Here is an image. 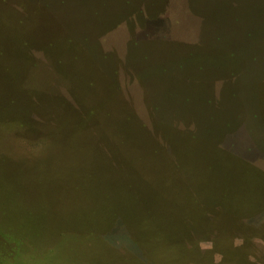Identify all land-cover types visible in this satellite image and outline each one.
<instances>
[{"label":"rangeland","instance_id":"1","mask_svg":"<svg viewBox=\"0 0 264 264\" xmlns=\"http://www.w3.org/2000/svg\"><path fill=\"white\" fill-rule=\"evenodd\" d=\"M159 1L0 0V264H264V0Z\"/></svg>","mask_w":264,"mask_h":264},{"label":"trees","instance_id":"2","mask_svg":"<svg viewBox=\"0 0 264 264\" xmlns=\"http://www.w3.org/2000/svg\"><path fill=\"white\" fill-rule=\"evenodd\" d=\"M155 1L157 2V4L152 3L149 7L146 8V12H145L146 15H145V16H146V18L148 17L149 20H150V19L154 20L153 17H155L156 15H159V13H161V12H159L158 10H159V8L161 7L163 1H162V2H160L159 0H155ZM153 4H154V5H153ZM157 5H158V10H157V8H156ZM158 12H159V13H158ZM146 20H147V19H146ZM146 20H144V21H146ZM254 237H257V236H254ZM254 237H251V238H254ZM238 238H240V237H238ZM251 238H241L242 241H243V245H242V246H245L246 243L249 242V240H250ZM258 238H259V237H258ZM260 239H262V240L264 241L263 238H260ZM212 241H214V240L212 239ZM249 244H251V242H250Z\"/></svg>","mask_w":264,"mask_h":264}]
</instances>
